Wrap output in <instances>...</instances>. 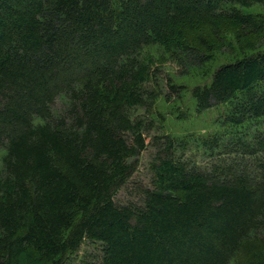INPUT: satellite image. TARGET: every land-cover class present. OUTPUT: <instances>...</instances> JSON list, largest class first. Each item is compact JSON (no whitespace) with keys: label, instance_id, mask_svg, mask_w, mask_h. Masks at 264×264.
<instances>
[{"label":"trees","instance_id":"trees-1","mask_svg":"<svg viewBox=\"0 0 264 264\" xmlns=\"http://www.w3.org/2000/svg\"><path fill=\"white\" fill-rule=\"evenodd\" d=\"M253 4L0 0V264H63L86 241L98 254L79 264H264V161L202 170L165 136L150 182L130 186L147 146L130 110L157 97L148 46L188 69L252 50L191 93L197 112L264 120V13L241 11Z\"/></svg>","mask_w":264,"mask_h":264},{"label":"rangeland","instance_id":"rangeland-1","mask_svg":"<svg viewBox=\"0 0 264 264\" xmlns=\"http://www.w3.org/2000/svg\"><path fill=\"white\" fill-rule=\"evenodd\" d=\"M242 12L264 13V7L253 4L242 7ZM229 40H232L228 36ZM233 41V40H232ZM234 44V42H233ZM252 50L240 49L229 52L221 49L214 52L211 63L203 68L178 65L163 47L152 45L144 48L141 57L152 69V79L146 89L157 95L155 100L147 99L149 105L130 110L133 120L141 123L142 134L147 146L136 156L137 166L130 186L148 184L151 180L150 161L157 148V140L171 136L176 141L175 157L196 165L202 170L213 167H233L254 174L257 160L264 161V151L259 150L258 140L264 137V120L230 122L226 116V105H219L197 112L192 89L209 83L213 71L220 64L231 61ZM179 86V95L170 92L167 83ZM5 150L0 147V164ZM126 189L117 194V199L131 198ZM98 254L96 244L86 241L76 256H69L63 264H79L82 259L94 258ZM234 259L230 264H236ZM22 264H27L23 263Z\"/></svg>","mask_w":264,"mask_h":264}]
</instances>
